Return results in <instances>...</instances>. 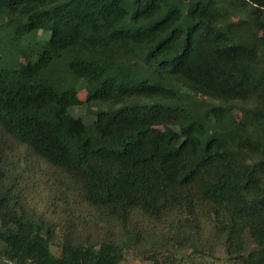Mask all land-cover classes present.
<instances>
[{"label":"trees","instance_id":"16d2710c","mask_svg":"<svg viewBox=\"0 0 264 264\" xmlns=\"http://www.w3.org/2000/svg\"><path fill=\"white\" fill-rule=\"evenodd\" d=\"M217 247L264 264V0H0V261Z\"/></svg>","mask_w":264,"mask_h":264},{"label":"rangeland","instance_id":"374dc122","mask_svg":"<svg viewBox=\"0 0 264 264\" xmlns=\"http://www.w3.org/2000/svg\"><path fill=\"white\" fill-rule=\"evenodd\" d=\"M236 21V18L233 17H228L223 19L222 21H219L216 23V28L223 29L229 24L233 23ZM24 61L22 60V65L24 66ZM79 99L82 101V104L77 105L73 108V114L76 116H80L84 122L89 123L90 121H93L95 118V110L96 106L88 105L86 102V99L88 97V93L85 89H81L78 93ZM52 250L55 253H58L59 249L58 247L52 246ZM187 256H184V260L181 261V264H192V262L189 260L188 261V249L185 251ZM191 253V252H189ZM191 258L196 257L199 254L191 253ZM203 260L206 262H211V263H217V264H227L224 260V252L220 247L216 248L215 251V256H207L203 255ZM202 259L199 255L195 259ZM122 264H158L156 262H153L151 260H148L146 258H143L139 253L133 252L132 254L126 255L125 259L123 260Z\"/></svg>","mask_w":264,"mask_h":264},{"label":"built area","instance_id":"2783aa9c","mask_svg":"<svg viewBox=\"0 0 264 264\" xmlns=\"http://www.w3.org/2000/svg\"><path fill=\"white\" fill-rule=\"evenodd\" d=\"M0 264H14V262L9 261V260H2L0 261Z\"/></svg>","mask_w":264,"mask_h":264}]
</instances>
